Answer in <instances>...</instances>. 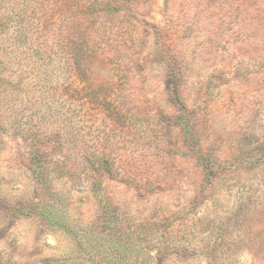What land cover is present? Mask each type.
I'll return each mask as SVG.
<instances>
[{"label": "rangeland", "instance_id": "374dc122", "mask_svg": "<svg viewBox=\"0 0 264 264\" xmlns=\"http://www.w3.org/2000/svg\"><path fill=\"white\" fill-rule=\"evenodd\" d=\"M101 1L0 0V264H264V0Z\"/></svg>", "mask_w": 264, "mask_h": 264}, {"label": "trees", "instance_id": "16d2710c", "mask_svg": "<svg viewBox=\"0 0 264 264\" xmlns=\"http://www.w3.org/2000/svg\"><path fill=\"white\" fill-rule=\"evenodd\" d=\"M98 8L103 13H117L120 11L131 12L133 9L132 4L128 3L126 0H103L99 3ZM170 30H172L171 26ZM170 42L171 40L167 37L161 45L164 47V44L167 46ZM35 156H39V154L34 155V157Z\"/></svg>", "mask_w": 264, "mask_h": 264}]
</instances>
